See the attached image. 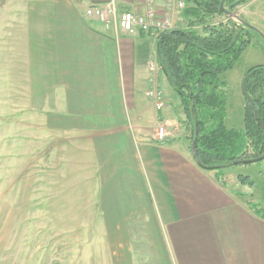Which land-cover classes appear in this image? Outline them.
<instances>
[{
    "label": "crops",
    "instance_id": "obj_1",
    "mask_svg": "<svg viewBox=\"0 0 264 264\" xmlns=\"http://www.w3.org/2000/svg\"><path fill=\"white\" fill-rule=\"evenodd\" d=\"M109 1L0 0V49H7L9 69L19 57L26 94L55 97L56 138L69 140L67 152L93 164L99 207L119 241L112 263L264 264V218L251 201L227 177L223 185L201 169L181 141L156 139L158 127L173 122L167 99L158 112L146 96L156 40L116 37L86 16ZM117 3L121 12L146 10L145 0ZM154 5L160 17H182L178 0ZM132 224L144 229L135 232L142 248L128 242Z\"/></svg>",
    "mask_w": 264,
    "mask_h": 264
},
{
    "label": "rangeland",
    "instance_id": "obj_2",
    "mask_svg": "<svg viewBox=\"0 0 264 264\" xmlns=\"http://www.w3.org/2000/svg\"><path fill=\"white\" fill-rule=\"evenodd\" d=\"M234 11L264 35V0H248ZM227 18L226 14L216 17L212 24L226 23ZM183 25L181 30L187 28ZM16 61L19 63L18 56ZM8 63L7 49L1 48L0 264L117 263L119 241L110 238L112 232L99 207L95 176L89 174L93 164L67 152L68 139L56 138L55 97L26 94L23 65L16 63L17 69L12 70ZM259 65H264V40L250 38V45L234 68L222 76L227 86L225 125L229 129L244 131L246 102L242 86L249 70ZM147 73L163 86L165 100L175 112L172 124L164 125L167 137L191 150V132L183 112L179 114V99L160 67L157 74ZM223 173L234 193L243 194L264 210V162L229 167ZM240 175L250 177L254 187L242 185ZM142 228L139 224L129 226L128 242L133 249L142 248L137 244L141 235L136 236L144 231Z\"/></svg>",
    "mask_w": 264,
    "mask_h": 264
},
{
    "label": "trees",
    "instance_id": "obj_3",
    "mask_svg": "<svg viewBox=\"0 0 264 264\" xmlns=\"http://www.w3.org/2000/svg\"><path fill=\"white\" fill-rule=\"evenodd\" d=\"M247 1L225 0L224 7L229 10L234 6L235 10ZM184 2L182 17L187 28L163 32L156 39V60L179 99L191 132V145L197 141L199 167L215 172L226 185L225 169L260 158L264 162V65L251 68L243 82L247 94H243V132L225 125L227 86L222 80L250 45V38L260 37L233 19L213 25L214 18L225 15L221 10L223 0ZM238 180L254 187L250 177L240 175ZM250 206L264 218L263 209L252 203Z\"/></svg>",
    "mask_w": 264,
    "mask_h": 264
},
{
    "label": "built area",
    "instance_id": "obj_4",
    "mask_svg": "<svg viewBox=\"0 0 264 264\" xmlns=\"http://www.w3.org/2000/svg\"><path fill=\"white\" fill-rule=\"evenodd\" d=\"M146 10L144 13L121 12L118 7L117 0H110L105 4L93 5L86 11V16L90 19L98 20L107 31L114 33V36L119 37L121 34L135 35L143 33L153 37L155 40L166 31L177 30L181 24L185 26V20L181 17L175 21L170 14L159 16L154 0H145ZM185 8L184 0H178V9L183 11ZM179 26V27H178ZM148 71L152 74H157L159 65L157 62H151L148 66ZM153 86L147 91L146 96L153 102L157 111H162L166 107L164 93L157 87L156 81L151 80ZM167 131L164 125H160L157 129L156 139L159 142L165 141ZM222 184L223 181H220Z\"/></svg>",
    "mask_w": 264,
    "mask_h": 264
},
{
    "label": "water",
    "instance_id": "obj_5",
    "mask_svg": "<svg viewBox=\"0 0 264 264\" xmlns=\"http://www.w3.org/2000/svg\"><path fill=\"white\" fill-rule=\"evenodd\" d=\"M224 2L225 0H223V2L221 3V10L224 11V13L230 18V19H233L235 21H237L238 23L244 25V26H247L249 27L250 29H252L257 35H259V37L261 39L264 40V35L256 28H254L253 26L249 25L239 14L235 13L234 11V6H231L229 8V10H226L225 7H224ZM242 89H243V94L245 95V97L247 96L246 94V89H245V85L243 83V86H242ZM249 103L250 105L252 106V101L249 100ZM192 154L194 156V159L197 163V165L199 166V161H198V156H197V141L195 140L194 143H193V146H192ZM262 161V158L260 159H256V160H251V161H245V162H242L241 165H249V164H255V163H258V162H261Z\"/></svg>",
    "mask_w": 264,
    "mask_h": 264
}]
</instances>
